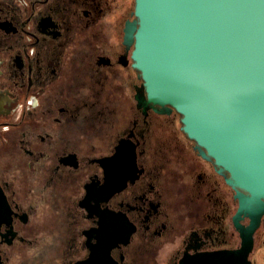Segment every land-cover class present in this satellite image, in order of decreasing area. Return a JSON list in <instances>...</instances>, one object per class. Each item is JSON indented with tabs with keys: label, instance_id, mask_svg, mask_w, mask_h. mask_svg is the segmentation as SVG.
Instances as JSON below:
<instances>
[{
	"label": "flooded vegetation",
	"instance_id": "flooded-vegetation-1",
	"mask_svg": "<svg viewBox=\"0 0 264 264\" xmlns=\"http://www.w3.org/2000/svg\"><path fill=\"white\" fill-rule=\"evenodd\" d=\"M136 0H0V264L217 263L252 217L134 66ZM243 231H245L243 233ZM248 264H264V215ZM222 264H228L223 261Z\"/></svg>",
	"mask_w": 264,
	"mask_h": 264
},
{
	"label": "water",
	"instance_id": "water-1",
	"mask_svg": "<svg viewBox=\"0 0 264 264\" xmlns=\"http://www.w3.org/2000/svg\"><path fill=\"white\" fill-rule=\"evenodd\" d=\"M135 15L132 56L149 101L181 115L187 136L229 174L236 219H253L243 250L196 264H248L264 215V0H136ZM112 261L96 250L78 264Z\"/></svg>",
	"mask_w": 264,
	"mask_h": 264
}]
</instances>
